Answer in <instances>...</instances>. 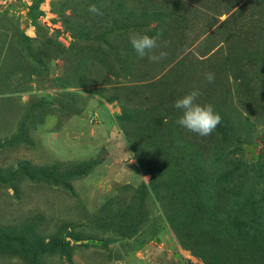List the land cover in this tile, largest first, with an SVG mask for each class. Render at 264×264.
<instances>
[{
    "label": "rangeland",
    "instance_id": "374dc122",
    "mask_svg": "<svg viewBox=\"0 0 264 264\" xmlns=\"http://www.w3.org/2000/svg\"><path fill=\"white\" fill-rule=\"evenodd\" d=\"M0 264H264V0H0Z\"/></svg>",
    "mask_w": 264,
    "mask_h": 264
},
{
    "label": "clouds",
    "instance_id": "9594fccd",
    "mask_svg": "<svg viewBox=\"0 0 264 264\" xmlns=\"http://www.w3.org/2000/svg\"><path fill=\"white\" fill-rule=\"evenodd\" d=\"M88 11L94 15H101L100 8L96 4H90ZM150 36L138 32L129 34V42L140 58L147 57L152 62H158L165 58L167 53L156 50L160 47L159 36ZM205 79L211 83L214 80L213 73H206ZM201 95L198 89H194L174 101V107L180 111L177 123L186 130L200 136L211 135L221 122L220 115L214 110L211 103L201 104L198 97Z\"/></svg>",
    "mask_w": 264,
    "mask_h": 264
},
{
    "label": "trees",
    "instance_id": "16d2710c",
    "mask_svg": "<svg viewBox=\"0 0 264 264\" xmlns=\"http://www.w3.org/2000/svg\"><path fill=\"white\" fill-rule=\"evenodd\" d=\"M222 141H223V139H222ZM224 143H226L227 142V140L226 139H224V141H223ZM229 146V147H228ZM230 148V149H229ZM226 149L230 152V150H231V147H230V145H228L227 144V146H226Z\"/></svg>",
    "mask_w": 264,
    "mask_h": 264
}]
</instances>
